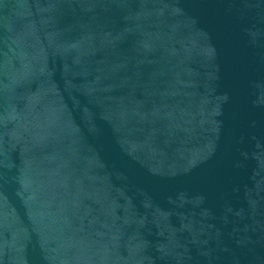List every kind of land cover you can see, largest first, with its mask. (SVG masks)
Masks as SVG:
<instances>
[{"label":"water","instance_id":"water-1","mask_svg":"<svg viewBox=\"0 0 264 264\" xmlns=\"http://www.w3.org/2000/svg\"><path fill=\"white\" fill-rule=\"evenodd\" d=\"M0 264H264V0H0Z\"/></svg>","mask_w":264,"mask_h":264}]
</instances>
